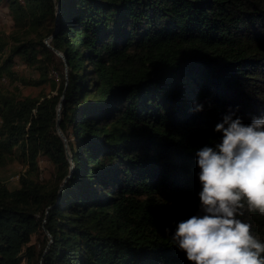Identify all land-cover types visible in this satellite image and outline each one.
Listing matches in <instances>:
<instances>
[{"label": "trees", "instance_id": "16d2710c", "mask_svg": "<svg viewBox=\"0 0 264 264\" xmlns=\"http://www.w3.org/2000/svg\"><path fill=\"white\" fill-rule=\"evenodd\" d=\"M3 4L17 30L0 40V74L15 78L19 56L51 90L2 105L0 169L27 167L18 186L0 183V264H192L171 236L203 214L196 152L221 141L225 115L264 118V0ZM63 90L73 167L59 190L70 166L55 128ZM244 203L238 218L264 242V215Z\"/></svg>", "mask_w": 264, "mask_h": 264}, {"label": "clouds", "instance_id": "9594fccd", "mask_svg": "<svg viewBox=\"0 0 264 264\" xmlns=\"http://www.w3.org/2000/svg\"><path fill=\"white\" fill-rule=\"evenodd\" d=\"M194 105L195 111L203 110V104ZM234 115L215 126L223 134L215 147L196 152L203 214L179 222L171 236L192 264H264V242L238 218L244 201L264 215V118L245 125Z\"/></svg>", "mask_w": 264, "mask_h": 264}, {"label": "rangeland", "instance_id": "374dc122", "mask_svg": "<svg viewBox=\"0 0 264 264\" xmlns=\"http://www.w3.org/2000/svg\"><path fill=\"white\" fill-rule=\"evenodd\" d=\"M22 2V0H20ZM14 20L8 12V8L5 4L0 6V40L6 41L8 45L12 43L10 39V35L12 32L17 30V27L14 26ZM27 26V25H26ZM25 29V27H23ZM27 30H31L32 27L27 28ZM18 31L22 32V28H18ZM49 38V39H48ZM51 38L45 37L49 42ZM50 44V43H49ZM8 49V48H6ZM0 62H2L3 58L6 56L5 54H0ZM56 58L61 60L56 54ZM11 69L16 73L15 78L9 79L5 74H0V118L3 115L2 105L3 103L9 99L11 96H36L42 92L48 93L51 90L50 82H37L38 73L31 66H27L19 56H14L13 64L11 65ZM29 80V84H24L20 79ZM40 169L42 171V175L48 176L52 172V166L45 161L40 160L39 162ZM27 167L25 162H17L14 161L8 164L6 167L0 169V183L7 185L9 188H14L18 186V175ZM39 239H42V235L39 236ZM32 241H36V236L32 237ZM24 264V263H22Z\"/></svg>", "mask_w": 264, "mask_h": 264}, {"label": "water", "instance_id": "95a60500", "mask_svg": "<svg viewBox=\"0 0 264 264\" xmlns=\"http://www.w3.org/2000/svg\"><path fill=\"white\" fill-rule=\"evenodd\" d=\"M55 8H56L55 14H56V16H58L59 2H57L55 4ZM49 37L51 38V36H49ZM44 42L64 62V64H65L64 65V76L67 79V76H66L67 66H66V61H65L64 54L62 53V51H60L58 49H55L53 46H51L49 44V42H47L46 40ZM65 84H67V81L65 82ZM64 90H65V88H64ZM64 90L62 91V94H61V96L59 98V101L57 103V106H56V124H55V128H56V133L58 134V136L62 139V141L64 143L65 155H66V158L68 159V161L70 163V166H69V173L63 178L62 183L59 186V190H61V187H62L63 183L71 176L72 167H73V164H72V161H71V154H70L68 143H67V139H66L64 133L62 132V130L60 129V127H59L60 108H61V105H62V102H63ZM45 233L50 237V234H49V232L47 230L45 231ZM50 239H51V237H50Z\"/></svg>", "mask_w": 264, "mask_h": 264}]
</instances>
